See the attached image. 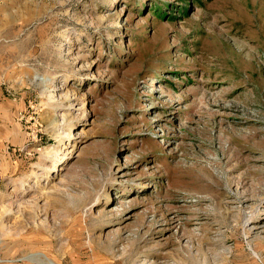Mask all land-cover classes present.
Instances as JSON below:
<instances>
[{"label":"rangeland","instance_id":"374dc122","mask_svg":"<svg viewBox=\"0 0 264 264\" xmlns=\"http://www.w3.org/2000/svg\"><path fill=\"white\" fill-rule=\"evenodd\" d=\"M0 264H264V0H0Z\"/></svg>","mask_w":264,"mask_h":264},{"label":"bare ground","instance_id":"6f19581e","mask_svg":"<svg viewBox=\"0 0 264 264\" xmlns=\"http://www.w3.org/2000/svg\"><path fill=\"white\" fill-rule=\"evenodd\" d=\"M121 203L123 204V203H126V202L125 201H122Z\"/></svg>","mask_w":264,"mask_h":264}]
</instances>
